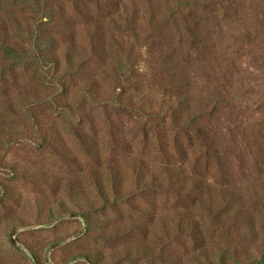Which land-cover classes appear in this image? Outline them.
<instances>
[{
	"label": "rangeland",
	"instance_id": "rangeland-1",
	"mask_svg": "<svg viewBox=\"0 0 264 264\" xmlns=\"http://www.w3.org/2000/svg\"><path fill=\"white\" fill-rule=\"evenodd\" d=\"M192 2L0 0V264H264V0Z\"/></svg>",
	"mask_w": 264,
	"mask_h": 264
},
{
	"label": "trees",
	"instance_id": "trees-1",
	"mask_svg": "<svg viewBox=\"0 0 264 264\" xmlns=\"http://www.w3.org/2000/svg\"><path fill=\"white\" fill-rule=\"evenodd\" d=\"M194 4L192 2V5L194 7H192V9L189 11V23L188 26H185L188 33H189V42L193 44L198 43V42H202L200 39L201 37V33L204 29L207 28V22H203L201 21V13L197 14L198 12L196 11L195 13H193V11H195V9H201V7L199 6L198 8V2L197 0H194ZM207 1H204L203 3H201L203 6H205ZM208 4H210V1L208 2ZM207 4V6H208ZM202 8H206V7H202ZM207 9V8H206ZM173 14V12L171 13ZM186 16L184 15V18ZM174 18V17H173ZM208 18V17H207ZM207 18L205 17V20L207 21ZM203 19V18H202ZM204 20V19H203ZM175 24L178 25L179 24V18L176 17V19L174 18ZM206 24V25H204ZM202 29V30H201ZM207 30H205V32H207ZM6 40H3V43H5ZM8 43V41H7ZM4 45V44H3ZM18 45V44H17ZM12 46L11 44H9V46H6L8 48L9 52H13V53H17L18 49L16 48V46ZM167 59V63L169 64L168 67L165 66L164 71L167 72V75L169 74V76H171V80H182L183 78H180V74H179V68L177 66V64H175L170 52L168 55H165L163 57V60ZM176 88H180V85L178 84ZM182 99H180L179 101H181ZM120 103H122L121 101H119ZM198 115L199 113H192L189 115V117L187 118V122H185L184 124H182L181 126H178L177 128L180 129V131H188V129H193L196 133L197 136L199 137V139L203 142V147L205 148V150L209 153L211 152L212 154H214V156L219 160L220 159V154L217 148H215V144H214V140L213 139H209L208 136L205 134V132L203 131V129L199 126L197 119H198ZM180 122V121H179ZM176 123V121H175ZM179 133V131L177 132ZM114 141H116V138H113ZM177 139V136L175 135L174 140ZM210 140V141H209ZM205 142V143H204ZM42 145H43V138H42ZM84 148L86 150V153L88 154L89 157L93 158V159H97V157L100 155L99 151L97 152H93L90 150V148L84 144ZM111 170L109 171V173L111 174V184H112V191L114 196L117 198L122 194V191L119 187V183L117 181V178L115 177V169L113 167L110 168ZM132 172L135 176V181L134 183L136 184L137 188L140 190H144L146 189L147 186V182L150 180H146V175L145 173H142L141 170H137V168L135 169V167L132 168ZM183 171H180V174H182ZM184 181H187L186 176L182 175ZM93 183L94 186L97 190V197L100 198V200H107L108 199V195L106 194L105 191V186H104V181L98 176V174L95 172L94 176H93ZM198 189V188H197ZM72 197V196H71ZM87 259H90L89 256H86ZM263 264V259L259 258L257 259V261H253L252 264Z\"/></svg>",
	"mask_w": 264,
	"mask_h": 264
}]
</instances>
